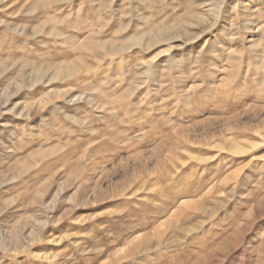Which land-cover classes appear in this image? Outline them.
Returning a JSON list of instances; mask_svg holds the SVG:
<instances>
[{"label": "rangeland", "instance_id": "rangeland-1", "mask_svg": "<svg viewBox=\"0 0 264 264\" xmlns=\"http://www.w3.org/2000/svg\"><path fill=\"white\" fill-rule=\"evenodd\" d=\"M0 264H264V0H0Z\"/></svg>", "mask_w": 264, "mask_h": 264}]
</instances>
